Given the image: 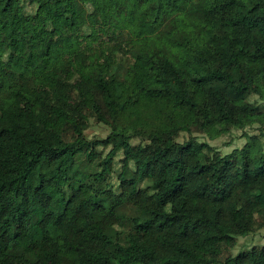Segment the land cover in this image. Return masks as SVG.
<instances>
[{"label":"trees","instance_id":"trees-1","mask_svg":"<svg viewBox=\"0 0 264 264\" xmlns=\"http://www.w3.org/2000/svg\"><path fill=\"white\" fill-rule=\"evenodd\" d=\"M252 95L264 0H0V264H264L220 258L264 225V135L229 156L176 141L264 124Z\"/></svg>","mask_w":264,"mask_h":264},{"label":"rangeland","instance_id":"rangeland-1","mask_svg":"<svg viewBox=\"0 0 264 264\" xmlns=\"http://www.w3.org/2000/svg\"><path fill=\"white\" fill-rule=\"evenodd\" d=\"M29 7V5H28ZM66 24V21L61 20V25ZM89 43H95L97 41L95 36H91L88 39ZM57 57V51L53 52V58ZM123 66L128 65L129 58L123 57L119 58ZM8 71L6 73L7 79L10 83H14L16 81H24L28 78V73L20 71L16 65L9 61L7 62ZM88 71L92 75H96L97 68L95 65L90 64L87 67ZM250 101L255 102L259 105L263 106V101L259 99L257 95L250 96ZM263 109V108H262ZM87 120L84 123V136L88 140L93 139H103L109 134V127L99 121L93 114L87 113ZM264 135V124L261 120H252L248 126L244 129H238L233 127L230 129L228 133L222 135H216L213 131L204 130H196L193 129L190 132H181L177 137L176 141L178 143H185L189 139H193L197 144H206L212 149H214L221 156H229L235 149H241L247 143L252 136ZM70 136V133H67ZM130 146L132 149L137 147H144L148 144V141L141 138H132L130 139ZM99 150H102L99 148ZM108 149H103V153H107ZM122 155L121 152L118 153L114 160V168H119L121 165ZM85 159V156L82 157ZM111 184L114 186L117 184V178L115 173L112 175ZM122 229V227H118ZM264 246V225L256 227L255 230L247 234L245 236L235 237L232 246L225 248L222 250L220 258H225L227 256H236L238 253L249 250L254 247H263Z\"/></svg>","mask_w":264,"mask_h":264}]
</instances>
